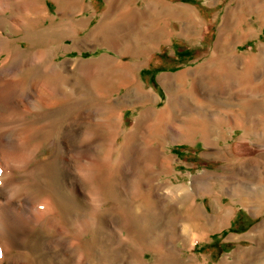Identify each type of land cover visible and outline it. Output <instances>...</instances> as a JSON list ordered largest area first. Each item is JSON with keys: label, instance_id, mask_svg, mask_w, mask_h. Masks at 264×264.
Listing matches in <instances>:
<instances>
[{"label": "rangeland", "instance_id": "1", "mask_svg": "<svg viewBox=\"0 0 264 264\" xmlns=\"http://www.w3.org/2000/svg\"><path fill=\"white\" fill-rule=\"evenodd\" d=\"M59 1L39 27L0 12L9 49L47 50L60 83L15 111L25 160L0 150V207L49 199L53 224L33 219L9 253L0 237V264H264V0Z\"/></svg>", "mask_w": 264, "mask_h": 264}, {"label": "bare ground", "instance_id": "2", "mask_svg": "<svg viewBox=\"0 0 264 264\" xmlns=\"http://www.w3.org/2000/svg\"><path fill=\"white\" fill-rule=\"evenodd\" d=\"M55 1L57 2V5L59 6L60 1L59 0H55ZM63 1L67 2L68 6L71 7V3L74 0H63ZM44 5L45 4L43 3V0H0V12H5V11L12 9V11L14 13V18L19 20V24L21 26H23V25L26 26V24H31L32 26L35 25V26L39 27L40 22H42L41 19L43 17V9L44 10L47 9V8H45L46 6H44ZM45 14L47 15L46 12H45ZM0 20H1V18H0ZM38 21H40V22H38ZM16 27H18V26H16ZM51 28L52 27H50L48 32L50 30H52L54 27L52 29ZM39 30H40V28L35 31V34L36 33L39 34ZM49 38H50V36H49ZM36 39H37V36H36ZM15 40H12L11 38L6 37L3 34V32L0 31V56L3 52H5L6 57L2 60V62L9 60L8 63H5L4 65H0V127L2 125L5 126V124L6 125L9 124L8 126H10L11 123H13L11 126L14 125V127L11 130L9 129L10 131L8 130V132L0 130V150L6 151V154L4 153L5 156L9 157L10 159H14L15 162H18L20 159H23L22 158L23 155L25 156L26 155L25 153H27L28 151L27 152L20 151V153H22V152L24 153V154H20L17 151L18 147H19L17 145H21L22 142L24 145V141L26 139H29L31 137V135L34 134V130L31 129V120H29L27 118V119L20 122V120L18 119L19 116H17V115H19V113H16V112L19 111L23 102L29 104L28 106L30 107V105L33 106L34 104L36 106L37 103H38L37 105H39V104L42 105L46 101L47 102L49 101V103H50V101L51 102L54 101L53 99H55L59 94V91H60L59 84L60 83H59V79L53 75V72H54L53 70H54L57 63H52L49 59H47L48 58L47 50H42L41 48H38V49H35L32 52H30V54L23 56L22 50H25L26 48H29L30 46H26V48L22 47V49H19V45H18L19 43H18L17 45H15V49H13V51H12L9 49L8 45H9L10 41L13 42ZM223 50H222V55H221L222 58L229 60V61L230 60L233 61L236 58L237 54L235 53V51L232 53L231 52L229 53L228 51L225 50V52H224ZM66 63H67V60L63 61L64 67L67 70V68H66L67 65L65 66ZM28 66L29 67L32 66L33 68L31 70H34V72H33L34 74L33 73L31 74L33 76H30L28 82L26 83L25 80H19V81L14 80L15 74H17L21 70H28V69H25ZM41 66H42V68H41L42 72L39 74V72H40L39 67H41ZM98 68H99V66H95V68H93V69L91 67L90 68L86 67L84 69H81L82 71L81 72L79 71L80 77H81L80 82H86L93 73L95 74V72H97L96 70ZM17 75H19V74H17ZM60 81H61V79H60ZM10 110H12V111L10 112ZM165 114H166L165 111L161 112V120H164ZM16 116H17V118L15 119ZM8 128H11V127H8ZM1 129H4V127H1ZM5 129H7V128H5ZM19 148H21V147H19ZM27 150H29V149H27ZM86 150H88V149H86ZM31 153L32 152H30L29 155H31ZM1 154L3 155V153H0V155ZM2 157L3 156H1V158ZM29 157H26L27 162L22 161V162H26V163H24L25 165L22 169L23 171H25V173L33 172V169L29 165L33 161L31 160V162H30L29 161L30 159L28 160ZM23 160H25V159H23ZM7 161H8V159H7ZM1 162H3V161H1ZM5 162H6V159H5ZM5 162H3V163H5ZM85 164H86V162H85ZM10 165H12V164H10ZM16 165L14 164V166H16ZM81 166H83V165H81ZM86 166H87V164H86ZM86 166H85V168H87ZM19 167H22V166L19 165ZM80 168L81 167H79V169ZM83 168H84V166H83ZM85 170L86 169H84V171ZM87 171H89V169ZM122 171H124V170H122ZM89 175H90V173H89ZM7 177L8 178L6 179V182L8 183V186H13L12 188H15V190H17L18 184L15 183L16 182L15 176L9 175ZM83 178H84V176H83ZM90 178H91V176H90ZM20 188L21 187H19V189ZM22 188H24V187H22ZM10 191L12 192L11 188H10ZM24 191L26 192L24 195L25 199L32 201L33 199L31 198V195H29L30 193L28 194L27 191L25 190V188H24ZM96 192H98L97 189H96ZM2 194H3V190L0 189V196ZM21 194H22V192H21ZM12 197H10V198H12ZM5 198H7V197H5ZM10 198L6 199L7 202L4 203V205L0 207V230H1L0 231V237H1V242H2L3 246L5 247V250L8 251V253L10 252V248L13 247V244H15V239H17V236H21L23 234V231H24L23 228L29 226L32 229V227H33L32 226V220L33 219L47 217L48 219L46 218L47 219L46 224H48L49 226H51L53 224L52 222L54 219V217H52V214L54 211V208H53L54 204L49 199H48V201H49L48 203L45 202L46 207L45 206L42 207L44 209L45 208H47V209L42 210V209H36L33 207V205L36 204V203H34L36 200H34V201H32V203L28 204L29 206L24 207V205L22 203H21L22 205H20V202L22 200H18L16 198L14 201H12ZM247 198L250 199L251 197L248 196ZM40 205H41V201H40ZM25 206H26V204H25ZM51 212H52V214H50ZM50 215H51V217H49ZM35 223H36V221H35ZM51 240H52L51 241L52 243H57L56 237L52 236ZM66 248H67V246L65 247V245H64V249H66ZM11 262H12V264H17L18 260L13 259Z\"/></svg>", "mask_w": 264, "mask_h": 264}, {"label": "crops", "instance_id": "3", "mask_svg": "<svg viewBox=\"0 0 264 264\" xmlns=\"http://www.w3.org/2000/svg\"><path fill=\"white\" fill-rule=\"evenodd\" d=\"M178 53H179V52H178ZM182 53H184V54H185L186 52H185V51H183ZM182 53H181V54H182ZM262 168H263V170H264V163H263V165H262ZM250 199H251V198H250ZM230 224H231V223H230Z\"/></svg>", "mask_w": 264, "mask_h": 264}]
</instances>
